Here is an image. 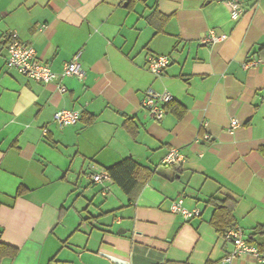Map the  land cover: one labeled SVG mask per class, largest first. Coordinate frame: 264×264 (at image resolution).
<instances>
[{"label":"crops","instance_id":"crops-1","mask_svg":"<svg viewBox=\"0 0 264 264\" xmlns=\"http://www.w3.org/2000/svg\"><path fill=\"white\" fill-rule=\"evenodd\" d=\"M238 1L234 20L218 0H0V245L17 249L0 264H224L234 245L209 200L235 202L247 239L264 224V0ZM211 29L225 39L205 41ZM14 34L56 80L7 68ZM78 52L84 77L62 76ZM151 54L170 56L159 76ZM150 90L174 96L161 120ZM63 108L80 120L61 128ZM172 148L184 160L164 162ZM127 157L153 170L132 196L91 181ZM181 196L201 215L172 213Z\"/></svg>","mask_w":264,"mask_h":264},{"label":"built area","instance_id":"built-area-1","mask_svg":"<svg viewBox=\"0 0 264 264\" xmlns=\"http://www.w3.org/2000/svg\"><path fill=\"white\" fill-rule=\"evenodd\" d=\"M225 2L231 8V18L237 20L244 12V6L238 0H218ZM224 34L217 33L215 29H211L209 33L204 37L205 41L220 42L225 39ZM8 57L6 66L9 69H14L17 72L37 80L39 82L48 84L53 82L59 77V74L54 71L50 64L43 62L38 56L36 49L33 45L26 43L14 34L7 41ZM81 52L75 54L64 65L62 76H78L83 78L84 73L80 64ZM260 60H252L244 63L245 68L256 66ZM171 62L169 55H154L151 54L147 59L148 70L153 74L159 76L165 72ZM60 92H65V86H59ZM174 100V96L168 92H154L148 91L146 98L143 100V108L147 113L156 120H161L166 112L167 106ZM81 118V112L73 109H59L54 114V121L62 128L68 125L76 124ZM231 125L233 128L240 126V122L237 118L232 119ZM44 132L47 129L44 128ZM184 160L182 154L177 148H172L168 155L165 157L164 162L174 164ZM94 169L97 167L94 165ZM91 181L96 183L112 182L113 179L110 176L108 170L102 169L98 171H92L89 174ZM106 192V191H105ZM171 212L179 214L186 220L201 215V210L198 208H188L185 205L184 197H179L173 200L171 204ZM225 238L231 241L234 245L233 250L224 258V264H231L233 259L238 256L248 254L256 257L260 262L264 263V254H262L255 244L248 241L244 231L239 226H235L230 229Z\"/></svg>","mask_w":264,"mask_h":264},{"label":"trees","instance_id":"trees-1","mask_svg":"<svg viewBox=\"0 0 264 264\" xmlns=\"http://www.w3.org/2000/svg\"><path fill=\"white\" fill-rule=\"evenodd\" d=\"M171 104L173 102H170ZM169 103V104H170ZM171 106V105H170ZM185 110L177 108V113L181 117ZM261 151L264 153V147ZM113 181L118 183L122 189L130 196H132L137 189L153 174V170L141 165L136 159L127 157L122 161L110 166L108 169ZM215 206L211 222L215 227L225 236L227 232L237 225L234 206L235 202L229 197L212 198L209 200ZM259 235V240L254 236ZM248 241L258 247L259 251L264 254V224L255 227V232L248 238ZM2 254L15 255L17 249L9 245H0Z\"/></svg>","mask_w":264,"mask_h":264}]
</instances>
